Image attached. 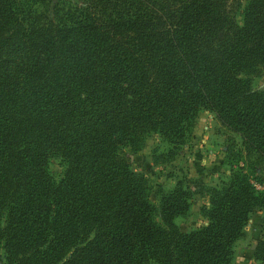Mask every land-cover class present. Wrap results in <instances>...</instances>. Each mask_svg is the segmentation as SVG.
<instances>
[{
	"label": "trees",
	"instance_id": "trees-1",
	"mask_svg": "<svg viewBox=\"0 0 264 264\" xmlns=\"http://www.w3.org/2000/svg\"><path fill=\"white\" fill-rule=\"evenodd\" d=\"M66 1L0 0V264H229L264 209V0L239 20V0ZM199 109L240 141L227 179L197 184L205 223L180 231L190 186L154 207L119 150L182 144Z\"/></svg>",
	"mask_w": 264,
	"mask_h": 264
},
{
	"label": "rangeland",
	"instance_id": "rangeland-1",
	"mask_svg": "<svg viewBox=\"0 0 264 264\" xmlns=\"http://www.w3.org/2000/svg\"><path fill=\"white\" fill-rule=\"evenodd\" d=\"M245 2L239 0L237 20ZM58 3L68 4L66 0H58ZM250 79L254 89L264 90V69L252 74ZM239 141V136L220 124L212 112L199 109L190 133L182 144L173 147L159 134L150 133L138 149L121 148L119 152L126 157L130 169L145 178L149 186L148 199L154 207L158 204L159 191H169L176 180L186 181L193 191L189 208L185 214L175 217L173 222L180 231H189L205 223L200 208L206 204V197L203 192H197L198 185L217 186L227 179L231 162L228 156L232 149L239 147ZM63 167L59 157L49 159L48 171L53 180H58ZM255 174L264 183V166L257 169ZM155 219L159 220L157 215ZM263 221L264 209L250 214L243 235L233 246L229 264H260L252 259L251 252Z\"/></svg>",
	"mask_w": 264,
	"mask_h": 264
}]
</instances>
